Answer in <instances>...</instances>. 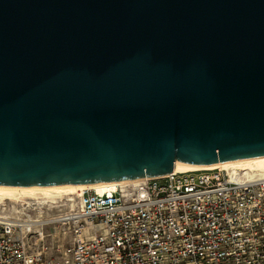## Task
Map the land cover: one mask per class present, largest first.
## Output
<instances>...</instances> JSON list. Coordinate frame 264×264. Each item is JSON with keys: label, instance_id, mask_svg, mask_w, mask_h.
<instances>
[{"label": "water", "instance_id": "1", "mask_svg": "<svg viewBox=\"0 0 264 264\" xmlns=\"http://www.w3.org/2000/svg\"><path fill=\"white\" fill-rule=\"evenodd\" d=\"M264 156V0H0V187Z\"/></svg>", "mask_w": 264, "mask_h": 264}, {"label": "built area", "instance_id": "2", "mask_svg": "<svg viewBox=\"0 0 264 264\" xmlns=\"http://www.w3.org/2000/svg\"><path fill=\"white\" fill-rule=\"evenodd\" d=\"M144 179L86 190L54 217L0 216V264H264V179L218 168Z\"/></svg>", "mask_w": 264, "mask_h": 264}, {"label": "bare ground", "instance_id": "3", "mask_svg": "<svg viewBox=\"0 0 264 264\" xmlns=\"http://www.w3.org/2000/svg\"><path fill=\"white\" fill-rule=\"evenodd\" d=\"M217 168L226 171L231 176H236L239 173H242L248 179H264V156L228 161L208 166H174L172 173H185L201 170H211ZM142 180L145 179L50 187H0V209L1 211H4L5 202H10L14 204L19 203L22 200H33L38 205L46 204L50 207L52 205H55L56 203L58 204V202L65 200L66 202H68V205L70 207H73L74 205L78 204L82 193L86 190L94 191L96 194L101 195L104 193H110L116 190L117 187H125L127 185L138 184ZM26 204L28 205L29 202H26ZM12 206L15 207L14 205ZM0 216L7 217V215L2 212L0 213Z\"/></svg>", "mask_w": 264, "mask_h": 264}, {"label": "rangeland", "instance_id": "4", "mask_svg": "<svg viewBox=\"0 0 264 264\" xmlns=\"http://www.w3.org/2000/svg\"><path fill=\"white\" fill-rule=\"evenodd\" d=\"M26 202H29V204L27 205ZM12 205H14L15 207H13ZM22 206H24V207H22ZM75 206L76 205H74L73 207H75ZM73 207H70L68 205V202H66L65 200H63L61 202H58V204L56 203L55 205H52L51 207L49 205H46V204H44V205H42V204L40 205L39 204L38 205L33 200H22L19 203H14V204L10 203V202H5L4 211H1V209H0V213L1 212L4 213L9 218H18V219H20L21 217H23V215L26 212V210L34 209V211L36 213H40L43 217H52V216L54 217V216H56L58 214L63 213L64 211H68L69 209H71ZM22 208H23V211H22ZM47 230L49 231L48 228H47ZM47 240H48L49 245L52 246L53 245V240H51V239H47Z\"/></svg>", "mask_w": 264, "mask_h": 264}]
</instances>
